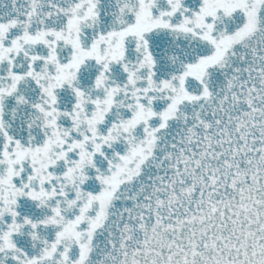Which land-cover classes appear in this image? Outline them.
Returning <instances> with one entry per match:
<instances>
[{
    "label": "snow or ice",
    "instance_id": "obj_1",
    "mask_svg": "<svg viewBox=\"0 0 264 264\" xmlns=\"http://www.w3.org/2000/svg\"><path fill=\"white\" fill-rule=\"evenodd\" d=\"M0 264H264V0H0Z\"/></svg>",
    "mask_w": 264,
    "mask_h": 264
}]
</instances>
